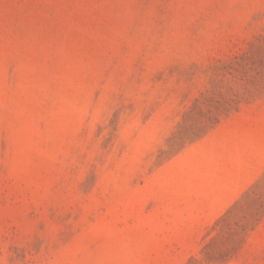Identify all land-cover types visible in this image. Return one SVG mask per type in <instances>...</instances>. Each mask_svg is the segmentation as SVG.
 Segmentation results:
<instances>
[{
    "label": "rangeland",
    "instance_id": "374dc122",
    "mask_svg": "<svg viewBox=\"0 0 264 264\" xmlns=\"http://www.w3.org/2000/svg\"><path fill=\"white\" fill-rule=\"evenodd\" d=\"M0 264H264V0H0Z\"/></svg>",
    "mask_w": 264,
    "mask_h": 264
}]
</instances>
